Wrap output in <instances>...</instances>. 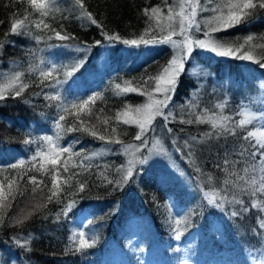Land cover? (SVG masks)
<instances>
[{
  "label": "trees",
  "instance_id": "obj_1",
  "mask_svg": "<svg viewBox=\"0 0 264 264\" xmlns=\"http://www.w3.org/2000/svg\"><path fill=\"white\" fill-rule=\"evenodd\" d=\"M179 2L82 0L94 24L82 16L75 0H55V7L43 18L31 8L29 0H0V84L13 73L22 72V82L28 85L19 97L6 93L7 98L0 101V185L7 193L8 182L15 181L7 207L0 210V264L264 261V228L260 227L264 211L251 206L257 201L264 204V197L253 195L255 186L217 167L225 151L230 159L239 158L238 153L231 155L239 147L237 138L227 134L216 138L213 134L212 139H206L205 133L212 131L210 125L195 122L197 116L208 119L226 115L232 121L239 120L242 109L254 111L257 116L264 114V49L258 47L264 44V9H256L243 22L212 33L225 44L244 45L255 60L221 57L194 47L164 109L166 115L155 118L151 130L142 136L143 143L135 139L139 133L135 109L148 103L147 93L154 94L156 87L155 80L149 78L160 75L178 54L170 43H159L168 29L157 28L145 11L151 15V9H160L166 17L169 8L178 10ZM200 4L214 7L215 0H200ZM212 15L210 11H198L196 19L202 30L193 29V39H206L203 21ZM15 19L25 20L22 34L10 30ZM42 19L49 28H43V24L36 27ZM57 33L65 39H58ZM110 35L120 40L110 41ZM249 36L253 40L245 44ZM141 37L149 43L130 46L121 42ZM182 39L177 30L173 40ZM155 44L163 45L142 50ZM100 49L110 50L111 56L106 59L105 70L92 72L89 77L88 70ZM41 69L55 71L42 80ZM68 72L72 74L66 75ZM54 94L59 100L45 98ZM92 97L96 99L89 104L90 111L71 108ZM218 104L226 107L217 109ZM117 113L127 115L117 120ZM123 119L130 123H123ZM189 120L193 123H187ZM58 123L63 131L57 139ZM254 125L260 128L264 119ZM93 131L96 136L91 134ZM237 132L241 134L239 129ZM45 136L72 152L71 159L69 153L60 157L55 170L46 163L48 171L40 170L44 162L33 160L46 147L42 141ZM99 136L121 143H106ZM154 143L156 147L149 149ZM129 144L139 146V151L126 153ZM161 146L165 154H157ZM130 160L145 162L134 163L133 176L125 182L122 177ZM21 161L23 166L12 167ZM54 175L60 179L62 190L49 202ZM209 175L213 177L211 184ZM32 177L36 185L31 183ZM226 178L233 183L225 186ZM256 178L259 181L258 169ZM212 191L227 197L223 209L208 203L204 193ZM69 204L71 209L66 208ZM233 211L238 214L231 215ZM139 221L146 222L144 228L133 225ZM80 232L92 244L82 251L76 250L78 241L73 239Z\"/></svg>",
  "mask_w": 264,
  "mask_h": 264
},
{
  "label": "snow or ice",
  "instance_id": "obj_2",
  "mask_svg": "<svg viewBox=\"0 0 264 264\" xmlns=\"http://www.w3.org/2000/svg\"><path fill=\"white\" fill-rule=\"evenodd\" d=\"M212 2L213 0H209V3ZM29 4L31 8L38 12L43 18L48 16L49 11L55 7V0H29ZM75 4L81 9L82 16H86L92 21V23H96V21L92 19L91 14L87 13L84 9L82 0H75ZM256 9H264V0H215V6L210 8L202 6L200 4V0H180L178 4V10L175 8H169L166 17L163 16L162 10L160 9H151V15H149L148 10L145 11V15L149 16L150 20H155L157 28H159L161 31H163L165 27L168 29V34L165 35L163 39L159 41V43H170L173 48L178 49V54L175 55L170 60L169 64L163 68L160 75L156 76L155 78H149L155 80L156 87L154 91L159 93L163 98L157 99L151 92H149L147 93L149 102L135 109V111L138 113V118L135 122L139 128V133L135 136L136 140H141L143 143L142 136L151 130V126L155 118L157 116L166 115L164 109L168 107V101L171 98V94L175 90L178 76L184 69L185 59L191 56L194 47L210 51L221 57H234L249 61L255 60L251 51L244 50V45L233 46L225 44L221 40L214 38L212 33L218 32L225 27H232L243 22V20L246 17L252 15ZM198 11H210L213 13L210 18L203 21V35L206 37V39H193L190 35L193 29H195L196 32H200L202 30L201 22L196 19ZM162 21H166L167 23H162ZM24 24L25 20L15 19L11 24V32L13 34H22L20 30L23 28ZM41 24H43V28H49V25L44 23L43 19L36 24V27L40 28ZM97 26L99 27V25ZM177 30L179 35L183 37L182 41L180 42L173 40V36L177 35ZM56 35L58 39H65V37L61 36L59 33ZM108 39L110 41H119L120 37L116 35H110L108 36ZM252 40V36L247 37L245 44H251ZM121 42L130 46H139L141 43H149V41L144 40L143 37H141L140 40H122ZM258 47L264 49V44L258 45ZM261 67H264V63H261ZM74 70L75 66H73V71ZM54 71L55 69H49L47 71L41 69L39 75L43 80V78L52 76ZM71 74V72L66 73V75ZM22 76V72H15L6 78L3 84H0V101L7 98L6 93L15 97H19L22 94V92L28 87L27 84L22 82ZM262 87H264V85H262ZM117 88L119 89L120 85H117ZM126 90L127 89H122V91ZM132 90L134 91L135 89ZM45 98L49 101L59 100V96L55 94L46 96ZM95 99V97H92L89 101H85L81 104H73L71 108L84 111L88 109L89 104L94 102ZM225 107V104L216 105L217 109H224ZM88 110L90 111V109ZM65 111L67 112L69 109L66 108ZM122 115L126 116L127 113H117L116 119L120 120ZM238 115H240L241 118L235 121H232V117L226 115H221L219 118L213 116L209 117L208 119H205L203 116H197L195 122L207 123L210 125L212 131L205 133L206 139H212L213 134H215L216 138L226 134L237 138L239 147L238 149H234L231 155L236 156L238 153L239 158L230 159V153L225 151L222 163H217V167L221 168V170L227 173L228 176H235L237 180L243 181L245 184L255 186L253 187V195L258 193L261 197H264V125H262L260 128H255L254 125L255 121L264 119V114L257 116L254 111L242 109ZM59 119L61 121L64 120V116L61 115ZM104 122L107 123L108 121L105 120ZM181 122L184 123V121ZM123 123L129 124L130 120L123 119ZM187 123H193V121L189 120ZM249 125L253 126L252 129H248ZM56 127L58 139L61 131H63V128L59 123ZM237 129L240 130L241 134H238ZM245 129L248 130L245 131ZM115 131V128H113L112 132L115 133ZM169 131H171V129H169ZM91 134L94 136L97 135L95 131H93ZM99 139L105 140L106 143H121L119 139L113 140L111 138H106L105 136H99ZM191 139L193 141H197L196 137H192ZM42 141L46 147H42L40 152L33 157L34 161L39 159L44 162L40 164V170L48 171L45 168V163L52 165L53 170H55L56 165L60 163V157L64 153H69V159H71V149L68 147L58 146L53 137L45 136L42 138ZM197 142L199 143L202 141ZM157 145H159V141H157ZM185 145L191 147L188 141H185ZM154 147H156V145H154ZM124 150L126 153L129 150H132L133 152L139 151V146L129 144ZM157 154H165L162 146L157 148ZM84 158L88 159L90 157ZM137 162L144 163L145 161L130 160L128 162L129 166L122 177L123 181L126 182L133 176L132 165ZM23 164L24 162L21 161L20 165H12V167L23 166ZM257 169L259 170V181H257L256 178ZM64 171H68L67 161L64 162ZM249 173L252 174L251 177H249ZM207 179L209 184H211L213 177L209 175ZM30 181L34 185L37 184L35 177L30 178ZM63 183L67 184L68 180L64 179ZM109 183H111V181ZM230 183H233V181H230L227 178L223 181L225 186L229 185ZM14 184L15 181L8 182L7 193L4 190V185H0V210H3L7 207V201L14 192ZM61 190V181L56 175H54L52 179V187L50 189L51 194L47 197L48 201L50 202L53 198L58 197ZM80 190L83 191V185L80 186ZM222 190L223 189H221V191ZM33 191H36V188H33ZM204 196L208 200L209 204H213L221 209H223L224 203L227 200L226 196L221 197L217 191H212L211 193L205 192ZM218 198L220 201L219 203L217 202ZM235 202L238 204L243 203L240 200H236ZM251 206L264 211V204H261L259 201L253 202ZM71 207V204L66 206L67 209H71ZM237 214L238 213L235 211L231 213L233 216H236ZM20 222H22V220ZM176 223L179 225L180 221H177ZM260 227L264 228V223H262ZM261 235H264V233H261ZM73 239L74 241H78V247L76 250L82 251L92 246V244H90L85 238V234L82 232L76 233ZM176 239H180L179 231H177ZM258 264H264V261H258Z\"/></svg>",
  "mask_w": 264,
  "mask_h": 264
},
{
  "label": "rangeland",
  "instance_id": "obj_3",
  "mask_svg": "<svg viewBox=\"0 0 264 264\" xmlns=\"http://www.w3.org/2000/svg\"><path fill=\"white\" fill-rule=\"evenodd\" d=\"M163 44H161V45H159V44H155V45H148V46H145V48L143 47L142 48V50L143 51H151V50H153V49H158L159 47H161ZM130 47H126L125 49H129ZM125 54V53H124ZM109 56H111L110 55V50L108 51V50H104V49H100V51H98V55H97V57H96V59L94 60V63H93V65L90 67V69L88 70L89 71V77H91L90 75H91V73L92 72H94V73H98L99 72V74L102 72V70H105V66H106V64L108 63L107 62V60H108V58L107 57H109ZM107 59V60H106ZM168 65V64H167ZM76 70V69H75ZM155 90V89H154ZM153 94V93H152ZM153 96L155 97V98H157V99H161V95L159 94V93H156L155 91H154V94H153ZM147 102H149V101H147ZM156 143H154V144H151L150 146H149V149H152V148H154V145H155ZM129 151H131V150H129ZM135 227H136V229H142V228H144V226L146 225V222H144V221H139V222H136V223H134L133 224ZM219 227V224H216L215 225V228H218ZM185 262V261H184ZM216 262H214L213 264H215Z\"/></svg>",
  "mask_w": 264,
  "mask_h": 264
},
{
  "label": "bare ground",
  "instance_id": "obj_4",
  "mask_svg": "<svg viewBox=\"0 0 264 264\" xmlns=\"http://www.w3.org/2000/svg\"><path fill=\"white\" fill-rule=\"evenodd\" d=\"M117 56V55H116ZM123 56L122 54H120V57Z\"/></svg>",
  "mask_w": 264,
  "mask_h": 264
}]
</instances>
